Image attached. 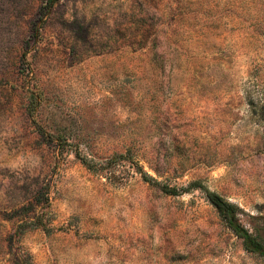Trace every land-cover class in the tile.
Wrapping results in <instances>:
<instances>
[{
    "label": "rangeland",
    "instance_id": "rangeland-1",
    "mask_svg": "<svg viewBox=\"0 0 264 264\" xmlns=\"http://www.w3.org/2000/svg\"><path fill=\"white\" fill-rule=\"evenodd\" d=\"M47 3L0 0V264H264L185 190L264 244V0Z\"/></svg>",
    "mask_w": 264,
    "mask_h": 264
},
{
    "label": "trees",
    "instance_id": "trees-1",
    "mask_svg": "<svg viewBox=\"0 0 264 264\" xmlns=\"http://www.w3.org/2000/svg\"><path fill=\"white\" fill-rule=\"evenodd\" d=\"M57 0H48V7H51L54 5V3ZM34 108L31 109V115L33 116ZM34 119V116H33ZM39 131L44 134L45 136L52 138L49 133H47L41 126L38 125ZM76 156L81 158L84 163H86L89 167L94 168L97 167L96 164H91L83 158L78 150H76ZM118 159H130L128 155H115L110 160L109 163H112ZM137 168L139 172L142 174V177L146 181H151V183H154L156 185H159L163 191L169 194H178L179 190L177 188L168 186V185H160L155 179H153L151 176H149L145 171L142 170V168L137 165ZM191 188H199L204 193L209 202L218 210L219 214L221 215L222 219L226 222L228 227L232 229V231L240 238L243 239L244 247L248 251L257 252L264 256V244L256 239L254 235L249 231L248 228H246L240 221L238 216V208L235 204L232 202H229L224 197H222L217 192L211 190L208 186H206L201 181H193L191 182L187 187H185V190H189Z\"/></svg>",
    "mask_w": 264,
    "mask_h": 264
}]
</instances>
